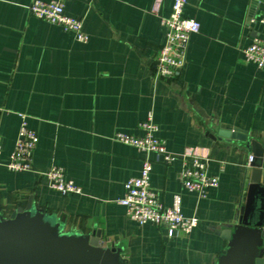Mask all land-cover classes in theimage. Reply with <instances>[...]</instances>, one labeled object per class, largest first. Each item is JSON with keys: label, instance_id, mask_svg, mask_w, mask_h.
Here are the masks:
<instances>
[{"label": "crops", "instance_id": "0c3cea01", "mask_svg": "<svg viewBox=\"0 0 264 264\" xmlns=\"http://www.w3.org/2000/svg\"><path fill=\"white\" fill-rule=\"evenodd\" d=\"M33 0H0V207L8 216L29 198L65 219V230H101V244L116 246L127 264H215L227 247L221 232L238 221L246 202L251 153L264 147V69L246 62L243 49L264 25V0H187L183 14L200 23L192 34L186 65L158 78L155 57L165 42L162 18L174 0H60L65 13L80 18L87 42L62 26L35 17ZM27 115L39 141L33 168L5 165ZM152 116L176 160L114 138L142 135L138 124ZM234 130L247 140L231 138ZM209 160L219 185L205 196L181 180V157ZM153 160L151 189L166 206L176 194L181 211L195 217L189 234L170 237L165 227L130 219L119 200L125 182ZM64 168L81 193L51 188L45 173Z\"/></svg>", "mask_w": 264, "mask_h": 264}, {"label": "built area", "instance_id": "2783aa9c", "mask_svg": "<svg viewBox=\"0 0 264 264\" xmlns=\"http://www.w3.org/2000/svg\"><path fill=\"white\" fill-rule=\"evenodd\" d=\"M187 0H174L169 16L162 18L166 27L165 42L159 47L155 57V74L158 78H171L186 65L187 47L192 34L199 32L200 23L183 14ZM31 13L48 22L62 26L66 31L73 32L80 42H87L89 34L83 29V22L76 16L65 13L64 4L60 0H33L29 4ZM250 24L264 25V13L249 20ZM246 62L254 63L264 69V36L257 35L243 49ZM21 123L14 148L5 165L12 171H29L33 168V152L39 141L37 131L30 127L25 113H19ZM144 133L134 135L117 132L114 138L120 142L132 145L139 151L154 153L156 159L171 164L176 160L173 152L169 151L165 141L156 136L158 126L150 116L138 124ZM2 144L0 140V155ZM248 157V165L252 161ZM0 159V164H1ZM181 180L189 190L205 196L210 188L219 185V176L209 172V160L198 154H183L181 157ZM153 160L143 158L140 173L125 182V194L119 202L125 207L127 216L139 224L148 222L166 228L170 237L184 233L189 234L198 223L197 218L187 217L181 211V197L176 194L173 203L164 205L151 189V171ZM52 189L62 194L81 193V187L65 175L64 168L53 166L45 173Z\"/></svg>", "mask_w": 264, "mask_h": 264}, {"label": "water", "instance_id": "95a60500", "mask_svg": "<svg viewBox=\"0 0 264 264\" xmlns=\"http://www.w3.org/2000/svg\"><path fill=\"white\" fill-rule=\"evenodd\" d=\"M226 136L246 141L234 130ZM253 159L246 202L237 223L221 232L227 247L215 264H264V147L251 140ZM122 250L101 244V230H65V219L38 207L33 198L8 216L0 207V264H127Z\"/></svg>", "mask_w": 264, "mask_h": 264}]
</instances>
